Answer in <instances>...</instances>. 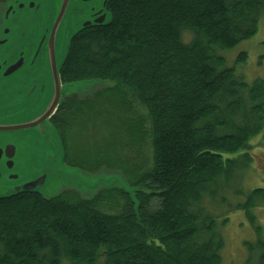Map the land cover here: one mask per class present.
<instances>
[{
	"label": "trees",
	"instance_id": "obj_1",
	"mask_svg": "<svg viewBox=\"0 0 264 264\" xmlns=\"http://www.w3.org/2000/svg\"><path fill=\"white\" fill-rule=\"evenodd\" d=\"M108 11L109 24L72 39L60 76L65 85L115 82L105 94L121 109L103 116L113 102L66 96L52 123L63 136L64 160L82 166L66 137L73 110L91 108L115 127L111 134L123 128L124 137L140 142L132 116L143 107L153 162L137 179L125 171L134 194L117 188L128 206L115 214L98 210L96 200L41 192L0 197V264H221L219 220L203 201L252 164L251 141L264 132V80L247 83L216 49L257 34L264 0H112ZM246 196L236 208L250 214L264 189ZM257 246V264H264V240Z\"/></svg>",
	"mask_w": 264,
	"mask_h": 264
},
{
	"label": "rangeland",
	"instance_id": "obj_2",
	"mask_svg": "<svg viewBox=\"0 0 264 264\" xmlns=\"http://www.w3.org/2000/svg\"><path fill=\"white\" fill-rule=\"evenodd\" d=\"M57 2L49 0L40 13V19L48 18ZM193 37L190 31L183 33V39L187 43L191 42ZM216 50L225 60V67L234 68L236 75L247 83L251 84L257 79L264 80V12L260 16L259 30L251 39L244 40L232 49L217 48ZM243 53L247 54L246 58L239 59ZM114 85L113 81L102 80L77 82L66 96L74 102L80 97L83 101L88 99L92 102L97 100L113 102V106L108 105L101 113L103 116L111 112L117 114L121 109L120 106L110 95L105 94L114 89ZM136 110L142 121L137 117V112L133 113L132 118L136 132L137 127H140L138 134L144 135L140 142L135 141L137 136L124 137L123 128L121 137L111 134L115 127L113 129L107 123L100 121L97 111L91 108L73 110L68 120L66 137L72 145H69L71 157L83 165H77L73 161L66 162L63 158V163L39 165L34 168L31 159L26 160L19 154L14 169L19 177L18 181L23 183L45 173L48 174V179L46 184L40 187V191L47 199L64 197L76 203L96 200L95 207L101 212L119 213L128 206V201L117 188L126 187L132 190L125 171L130 173L132 180L137 179L138 175L145 173L153 162L150 119L143 107L136 105ZM122 113L124 112H121V115ZM59 135L63 141L60 132ZM126 141H129L128 145ZM251 143L253 161L250 167L243 168L244 170L237 173L227 184L218 188L217 198H212L208 194L203 201L205 210L216 215L219 220L218 233L225 242L221 251V264H257L262 252L257 244L259 239L264 240V201L257 200L258 205L249 210L250 214L236 208L247 200L248 192L255 188L264 189V132L253 138ZM63 149L65 150L64 144ZM57 156L59 157V154L56 153L55 158ZM6 185L7 181L4 179L1 182V187L4 188L0 189V194L10 192ZM252 217L259 229L253 226ZM226 218H228L227 223L222 224L223 219ZM99 264H105L104 259H101Z\"/></svg>",
	"mask_w": 264,
	"mask_h": 264
},
{
	"label": "water",
	"instance_id": "obj_3",
	"mask_svg": "<svg viewBox=\"0 0 264 264\" xmlns=\"http://www.w3.org/2000/svg\"><path fill=\"white\" fill-rule=\"evenodd\" d=\"M48 1L19 0L11 3L13 10L0 25V61L8 51L14 54L23 51L25 56L29 49H36L41 39L46 37L47 64L51 66L52 82L46 101L43 100L35 110L30 103H20L21 106L18 107L22 90L15 82L0 80V157L5 152L10 160L5 164L0 162V189L4 188L1 187V182L6 179V186L10 190L7 194H0V197L41 192L40 187L47 182L48 174L45 173L23 183L19 182V177L14 172L19 154L26 160L31 159L34 168L39 165L63 163L64 149L61 137L49 122V118L60 104L62 94L68 93L74 87V84L62 85L61 67L68 55L71 41L78 33L91 26L107 25L112 20V14L108 12L111 0H54L58 2L53 12L50 11L48 18L40 19V13ZM19 2L23 8H20L21 5L19 7ZM24 12L29 14V18L17 20L19 13L22 15ZM7 31L9 32L5 33ZM20 32H26L23 38L14 34ZM23 62V58L18 59L7 74L19 69ZM56 153L59 154L57 158ZM10 180L18 182L11 183ZM122 188L134 194V189Z\"/></svg>",
	"mask_w": 264,
	"mask_h": 264
},
{
	"label": "flooded vegetation",
	"instance_id": "obj_4",
	"mask_svg": "<svg viewBox=\"0 0 264 264\" xmlns=\"http://www.w3.org/2000/svg\"><path fill=\"white\" fill-rule=\"evenodd\" d=\"M19 0H0V25H2L5 20L9 17L11 10H13V6L11 3L18 2ZM112 1V0H111ZM110 1V2H111ZM109 2V3H110ZM23 3V2H22ZM20 7V2L18 3ZM109 5V4H108ZM24 6L21 5L20 8ZM109 12V11H108ZM29 18L28 13H23L22 15L19 13L17 20L27 19ZM96 26H91L89 28H93ZM9 30V28H7ZM9 31L5 32L8 33ZM15 35H20V38H23L26 32L14 33ZM3 41V40H2ZM36 49H29V53L25 54L24 52H7L5 56L0 61V80L4 79L6 82H15V84L20 87L22 90V95L17 103V106H21L20 103H25L33 106L32 109H37L44 101L47 99V94L49 93V89L51 87V66L47 64V56H48V45L46 41V37L41 39ZM20 58H23L22 66L13 71L10 74H7L9 68L16 63V61ZM62 81V80H61ZM62 85L65 84L62 82ZM67 93H63L60 104L54 114L49 118V122L55 127L52 123L53 117L58 113L61 105L64 102L65 96ZM34 110V111H35ZM33 112V111H32ZM56 128V127H55ZM57 129V128H56ZM7 146V145H6ZM10 160L5 155V152L0 157V162L2 164L8 163Z\"/></svg>",
	"mask_w": 264,
	"mask_h": 264
}]
</instances>
